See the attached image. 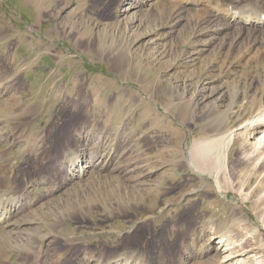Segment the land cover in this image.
<instances>
[{
    "label": "rangeland",
    "instance_id": "obj_1",
    "mask_svg": "<svg viewBox=\"0 0 264 264\" xmlns=\"http://www.w3.org/2000/svg\"><path fill=\"white\" fill-rule=\"evenodd\" d=\"M46 4L0 0V183L38 182L17 218L32 236L45 229L40 264H107L120 254L132 264H210L230 228L263 255L245 264H264V158L243 159L260 154L255 133L235 132L226 195L188 162L198 140L239 127L262 105L264 26L235 24L209 1ZM70 149L88 172L57 190ZM124 164L134 171H119ZM20 257L12 251L0 264H27Z\"/></svg>",
    "mask_w": 264,
    "mask_h": 264
},
{
    "label": "bare ground",
    "instance_id": "obj_2",
    "mask_svg": "<svg viewBox=\"0 0 264 264\" xmlns=\"http://www.w3.org/2000/svg\"><path fill=\"white\" fill-rule=\"evenodd\" d=\"M27 1L33 3L38 10H42V8L46 7L47 5L46 4L47 0H27ZM131 1H132V4L130 7L133 8V6L135 5H133V0ZM138 1L142 2V0H138ZM150 1L151 0H143V3L144 2L149 3ZM192 1H195V2L209 1V5L212 8H215L216 11H223L227 15L230 14L231 18L233 19L232 21L235 24H239V25L250 24L252 28L253 27L255 28L256 26H259V27L264 26V13L262 12L264 11V7L260 4L259 0H254V3H251L250 1L245 2L244 4L251 3V5H247L246 7L240 6V8L242 9H239L238 6L234 5V4L240 5L241 2H227L225 0H192ZM253 4L255 7L252 6ZM228 18H229V15H228ZM133 21H134V18L129 17V22H133ZM221 28H224V27L222 26ZM212 30H215V29H212ZM7 82H12V79H6V83ZM9 86L10 85H6L7 88ZM262 92L263 94L261 95V98H260L262 105L255 112L256 113L255 117H250L246 119V121H244L241 125H239V127L230 129L228 132L224 134L222 132H221L222 134L213 133L216 135L215 137L212 135L213 137L211 139L198 140L194 144V146L191 148V150L189 151L190 155H189L188 162H189V165L192 167L193 171L195 173H199L200 175L204 173L212 174L213 181H214L213 185L215 186L214 188L216 189V191L223 193L224 195L227 194V191H225L222 188L220 183L222 181L221 180L222 177L225 178L224 176L227 175V172L229 175L228 170L230 167L229 166L230 148L233 145L235 138H236L235 132H237L238 130L240 131L244 129L243 131L246 130L247 132L249 130H252L255 133V135L251 134L254 139V140L252 139L253 140L252 143L255 148L254 150L257 149V151L260 154L259 156L252 158L251 157L252 155H250V153H248V155L247 153H245L246 155L245 154L243 155L245 157L243 158L244 160H248L249 158L253 159L250 162H252L254 166V164H257L262 158H264L263 157L264 152L261 151V150H264L263 149L264 147V90H262ZM253 100L254 99H252V101ZM6 104H7L6 102L0 100V107L5 106ZM8 106L9 105H7V107ZM73 153H74V149L73 150L70 149L67 152L64 151L62 153L63 163H64L62 164V167L65 170V174H69L70 177L68 175L67 178L61 179L63 180V182L59 183L56 187H54L57 190L62 189L63 187H65V185H67L70 182L72 183L74 178L79 179L82 176H84L85 173L88 172L85 169V167H87L88 165L80 164L79 155L75 153L74 155ZM136 165L138 164H134L133 167ZM127 170H130L133 172L134 168L129 169L128 164H124L122 168L119 167V171L121 172L122 171L125 172ZM34 180L36 181V179H33L31 182L24 183L25 186L23 188L14 187V185H12L13 183L10 186H4L3 183L2 185L0 183V189L1 187H4L0 190V262L6 261V260L8 261L9 258L11 257L12 251L18 250L21 254V257L25 256V258L27 259L26 261L27 264H40V261L42 258V252H44V248L42 247L49 246L48 244L49 242H37L38 239H41L43 237V234H41L43 231H45L43 226L38 225V227L36 228L37 234L33 233V235L35 236H32L31 234L26 233L27 229H25V227L24 228L22 227L23 223L27 219H24L22 217L17 218L22 213L30 210L28 206H26V203L24 200L27 199V197L30 195L31 189L29 188L32 185L34 186L35 183H38V182L33 183ZM57 181H60V180H54V182H57ZM18 187H20V185ZM196 191L197 189H192L188 194H193ZM42 207L43 205L41 204L39 208L42 209ZM240 218H242L241 220L243 221L246 220V218L242 217V215L239 217V219ZM47 229H50V231H48L49 233L52 232L50 227H48ZM231 233H232V229L230 228L222 232L218 239H217L218 236L217 237L212 236L211 239H213V241H216L217 239L216 241L217 249L215 250L217 252L216 255L219 254V258L210 264H245L246 256L250 254L252 255V253L257 254V260L259 259V262L261 261L263 255H260L259 253L254 252L255 249L257 248L255 247V245L254 246H250V245L244 246L242 244H237V241H234ZM46 236L44 238H46ZM22 239L23 240L27 239V242H22ZM43 244L45 245L42 246ZM236 248L237 250L234 251V249ZM131 258L132 256L127 257V256H123V254H120L114 258H109V260L107 261V264H132L129 262ZM138 262L136 261L135 264H139Z\"/></svg>",
    "mask_w": 264,
    "mask_h": 264
}]
</instances>
